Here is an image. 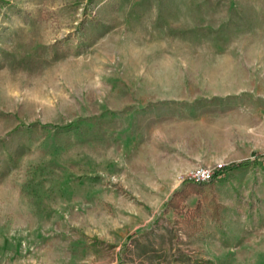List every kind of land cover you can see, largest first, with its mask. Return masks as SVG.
<instances>
[{"label":"rangeland","instance_id":"obj_1","mask_svg":"<svg viewBox=\"0 0 264 264\" xmlns=\"http://www.w3.org/2000/svg\"><path fill=\"white\" fill-rule=\"evenodd\" d=\"M0 264H264V0H0Z\"/></svg>","mask_w":264,"mask_h":264},{"label":"trees","instance_id":"obj_2","mask_svg":"<svg viewBox=\"0 0 264 264\" xmlns=\"http://www.w3.org/2000/svg\"><path fill=\"white\" fill-rule=\"evenodd\" d=\"M247 164H248V162H236V163L230 164L228 167H226V166L220 167L215 171L213 179L218 177L222 172H225V169L226 170H235V169H238L239 167H243ZM200 184H203V183H200ZM196 186H197V188L200 187V185H194L193 187H196ZM187 192H188V190L183 189L182 191L175 193L174 196L172 197V199L170 200V205H172L174 208H177L179 206L180 202L185 199ZM196 210H197V213L199 214L200 213V205L197 206Z\"/></svg>","mask_w":264,"mask_h":264},{"label":"built area","instance_id":"obj_3","mask_svg":"<svg viewBox=\"0 0 264 264\" xmlns=\"http://www.w3.org/2000/svg\"><path fill=\"white\" fill-rule=\"evenodd\" d=\"M215 171L209 166H197L189 171L186 179L196 183H206L213 179Z\"/></svg>","mask_w":264,"mask_h":264}]
</instances>
